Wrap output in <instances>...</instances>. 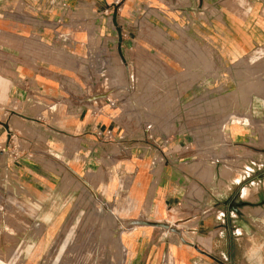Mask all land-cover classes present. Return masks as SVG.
<instances>
[{"label":"rangeland","instance_id":"rangeland-1","mask_svg":"<svg viewBox=\"0 0 264 264\" xmlns=\"http://www.w3.org/2000/svg\"><path fill=\"white\" fill-rule=\"evenodd\" d=\"M146 9L149 18L143 21L145 15L140 16L130 34V39L137 33L144 40L120 43L127 56L104 57L106 65L101 67L106 66V73L94 75L93 59L69 61L66 66L73 82L112 88L97 94L88 90L86 99H110L111 110L120 116L113 136L89 137L85 142L86 147L106 145L93 155L94 160L84 166L79 163L74 156L78 141L72 137L61 140L57 154L47 149L43 129L49 124L55 131L60 124L46 119L39 106L25 117L18 116L19 120H9L14 113L7 118L5 128L10 132L0 149V264H176L170 251L189 243L204 198L195 181L187 184L183 202L157 220L160 227L145 234L146 241L160 245H137V256L129 257L124 238L139 230L135 225L142 220L153 222L142 214V203L135 208L131 194L138 162L148 169L162 163V151H167L163 145L168 141L172 145L187 132L191 152L182 163L193 174L200 173L198 179L210 184V192L236 196L241 187L222 185L240 177L253 180L245 187V197L264 193V44L225 65L216 47L201 42L200 30L184 24L158 26ZM82 17L68 15L72 23L67 24L83 23L78 22ZM259 17L264 19V9ZM255 29V35L262 36L258 26ZM71 34L85 36L80 31ZM97 47L101 54L102 46L97 43ZM8 48L0 51V66L18 61L9 58ZM197 84L204 89H191ZM8 88L0 80V95ZM239 133L250 140L232 143L230 138ZM9 179L10 184H5Z\"/></svg>","mask_w":264,"mask_h":264},{"label":"crops","instance_id":"crops-1","mask_svg":"<svg viewBox=\"0 0 264 264\" xmlns=\"http://www.w3.org/2000/svg\"><path fill=\"white\" fill-rule=\"evenodd\" d=\"M180 1L0 0V51L5 52L3 49L9 47L12 53L9 58L18 60L12 66H0V80L9 86L0 95V149L10 132L5 128L7 118L14 113L9 120H19L18 116L25 117L24 114H30L35 106L41 108L46 119L60 124L55 131L49 124L43 129L47 149L57 154L61 152V140L72 137L78 141L74 156L84 166L86 161L95 159L93 155L100 147L107 148L102 143H90L87 148L85 142L89 137L113 136L114 129L120 127L116 123L120 121V116L111 110L110 99L105 98L104 101L93 97L90 101L91 98H86L90 97L88 90L97 94L112 88L97 82L91 87L73 82L66 75V66L81 59H93L94 75L103 71L106 73V66L101 67L105 63L104 57L127 56V50L120 43L124 40H144L137 33L134 39H130V34L139 17L146 14V8L152 12L153 24L161 26L167 23L176 27L184 24L200 30L201 42L216 47L217 56L225 65L236 62L264 44V19L258 18V12L264 9V0H200V6L196 5V0H184V6H180ZM77 13L85 16L78 20L83 23L68 25L72 23L68 15ZM148 18L147 14L142 20ZM86 25H90L88 30ZM256 26L262 36L255 35ZM212 27L217 31L214 29L213 32ZM62 28L69 31L65 33ZM70 30L85 32V36H76ZM97 43L102 46L101 54L98 53ZM2 73L9 76H2ZM203 86L197 84L191 89L202 90ZM16 106L23 107V113L12 109ZM70 120L73 123H69ZM246 138L250 140V136L239 133L233 135L230 141L235 143ZM189 139L190 132H187L183 137H177L172 145L171 141L165 143L163 149L167 148V151H162V163L149 166V169L138 162L139 170L131 187L135 208L142 203L144 217L156 222L169 209L183 202L187 184L195 181L204 191V198L189 243L170 251L174 263L264 264V193H249L245 197V187L252 185L253 180L240 177L224 181L222 185L224 188L241 187L238 195H215L210 192V184L198 179L200 173L193 174L190 167L182 163L189 158L186 153L191 152L187 144ZM181 142L185 146H179ZM182 165L186 168L181 169ZM13 167L19 169L17 165ZM10 170L14 172L11 167ZM6 183L10 184V179ZM217 202H223L224 206H219ZM136 214L132 213V218L138 219ZM151 230L143 228L125 236L129 257L137 256L134 252L137 245H147V248L160 245L157 241L145 240V234Z\"/></svg>","mask_w":264,"mask_h":264},{"label":"bare ground","instance_id":"bare-ground-1","mask_svg":"<svg viewBox=\"0 0 264 264\" xmlns=\"http://www.w3.org/2000/svg\"><path fill=\"white\" fill-rule=\"evenodd\" d=\"M139 221H140V220H139ZM142 221H143V220H142ZM142 221H141V223H142ZM144 222H145V220H144ZM141 223H140V225H135L136 223H135L134 225H135V227L138 226L139 229H143V228H145V229H146V228H149V229L151 228V229H152V228H158V227H160V225H159L160 222H159V221H156V222H150V223H149V222H146V223H144V224H143V223L141 224ZM161 224H162V223H161Z\"/></svg>","mask_w":264,"mask_h":264}]
</instances>
